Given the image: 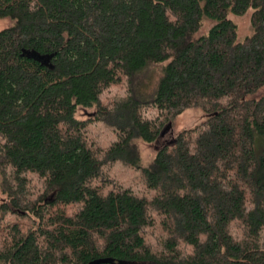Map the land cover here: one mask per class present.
Instances as JSON below:
<instances>
[{"label":"trees","instance_id":"16d2710c","mask_svg":"<svg viewBox=\"0 0 264 264\" xmlns=\"http://www.w3.org/2000/svg\"><path fill=\"white\" fill-rule=\"evenodd\" d=\"M6 17L0 264H264V0H0ZM190 107L208 117L144 165L135 141Z\"/></svg>","mask_w":264,"mask_h":264},{"label":"rangeland","instance_id":"374dc122","mask_svg":"<svg viewBox=\"0 0 264 264\" xmlns=\"http://www.w3.org/2000/svg\"><path fill=\"white\" fill-rule=\"evenodd\" d=\"M253 9L249 8L245 14L237 15L234 13H230L229 17L233 19L236 24L238 25V35L237 41H242L246 36L252 33L253 27L251 23V16H252ZM215 23V21L205 17V23L200 29L196 32V36H200L208 32L209 28ZM14 24V21L6 17L4 19H0V29L9 27ZM167 62V61H166ZM164 62L163 64H165ZM162 73V65H153L141 75V78L144 80L143 84V91L148 93L151 92L154 84L159 79ZM120 90V89H117ZM121 91V90H120ZM261 94H264V89H262ZM95 111L94 108H80L78 110L77 116L79 118H86L91 115ZM208 117V114L201 108L198 107H190L186 109L175 121L173 127L168 128L166 133L160 138L159 141L154 143H147L141 139H137L135 142L139 148L140 155H141V162L144 165H148L154 159L157 151L164 145L168 144L173 140L175 135L183 129L191 128L199 124L200 122L204 121ZM262 139L264 141V137L257 133L255 138V146L258 149V141ZM260 140L259 148L260 153L264 151V143ZM2 176L0 172V206L4 202H9L8 196L2 190ZM34 185L36 183L34 182Z\"/></svg>","mask_w":264,"mask_h":264},{"label":"water","instance_id":"95a60500","mask_svg":"<svg viewBox=\"0 0 264 264\" xmlns=\"http://www.w3.org/2000/svg\"><path fill=\"white\" fill-rule=\"evenodd\" d=\"M171 125V124H170Z\"/></svg>","mask_w":264,"mask_h":264}]
</instances>
